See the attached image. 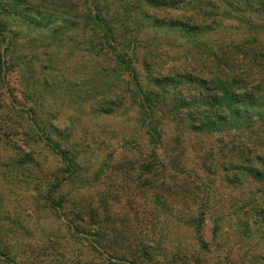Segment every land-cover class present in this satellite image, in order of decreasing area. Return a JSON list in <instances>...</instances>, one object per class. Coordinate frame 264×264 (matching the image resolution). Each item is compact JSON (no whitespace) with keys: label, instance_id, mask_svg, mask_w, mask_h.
I'll list each match as a JSON object with an SVG mask.
<instances>
[{"label":"rangeland","instance_id":"374dc122","mask_svg":"<svg viewBox=\"0 0 264 264\" xmlns=\"http://www.w3.org/2000/svg\"><path fill=\"white\" fill-rule=\"evenodd\" d=\"M95 1L119 32L128 11L131 35L120 42L136 36L132 52L148 90L157 68L147 73L145 58L166 73L180 68L191 48L144 16L145 0ZM29 2L0 0V58L10 67L0 78V264H264V213L255 212L264 183L239 179L230 166L236 148L261 147L254 136L198 132L167 99L156 144L126 76L97 54L94 37L58 16L40 22ZM46 2L58 9L65 1ZM238 16L222 17L210 45L264 40V14L242 7ZM109 99L117 107L101 112ZM47 135L73 155L75 175Z\"/></svg>","mask_w":264,"mask_h":264},{"label":"trees","instance_id":"16d2710c","mask_svg":"<svg viewBox=\"0 0 264 264\" xmlns=\"http://www.w3.org/2000/svg\"><path fill=\"white\" fill-rule=\"evenodd\" d=\"M10 1L13 6L19 3V0ZM39 1L31 0L27 6L40 17V22L58 16L71 30L80 34L88 31L95 39L97 54L108 56L114 63V70L126 76L131 97L142 109L156 144L161 139L157 120L161 112L159 107L171 99L173 115L179 121L188 122L198 132L212 134L235 131L254 136L257 147H261L252 152L242 146L236 148L239 158L230 166L236 170L239 179L247 173L264 183V40L255 36L213 45L207 41L208 36L222 25V17L240 18L238 15L242 7L263 15L264 0H145L144 16L152 20L154 25L170 29L171 35L178 40L183 39L185 42L181 46L188 45L191 48L182 62L178 63L180 68L171 67L167 73L150 57L145 58L147 73L152 67L157 68L154 75H150L149 83L153 88L149 90L141 83L136 52H132L135 47L131 44L135 42L136 36L128 38L126 46H122L123 40L120 42V34L131 35V31L127 30L130 20L126 14L128 11L123 13L120 21L123 32H119L112 22L115 18L106 15L95 0H82L83 3L64 0V6L58 9H53L52 4L50 7L46 0ZM159 13L162 16L157 15ZM4 33L0 29V36H4ZM151 61L154 64L149 67ZM7 68L10 67L1 57L0 78L6 77ZM187 83L194 90L186 91L184 88ZM117 105L109 99L103 100L98 107L101 112L109 113ZM45 138L47 145L66 164L67 174L75 175L78 164L70 151L50 135ZM60 184L54 183L55 187ZM262 195L261 200L255 203L257 214L264 213V184ZM42 198L52 207L61 204L52 200L51 196ZM202 226L203 218L196 225L200 236Z\"/></svg>","mask_w":264,"mask_h":264}]
</instances>
